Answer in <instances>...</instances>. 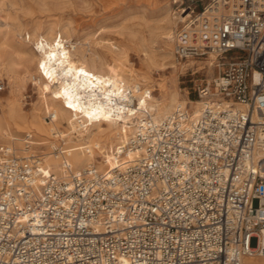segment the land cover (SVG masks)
Returning <instances> with one entry per match:
<instances>
[{
    "label": "built area",
    "instance_id": "obj_1",
    "mask_svg": "<svg viewBox=\"0 0 264 264\" xmlns=\"http://www.w3.org/2000/svg\"><path fill=\"white\" fill-rule=\"evenodd\" d=\"M197 2L173 39L217 69L197 115L143 110L105 170L0 144V264H264V0Z\"/></svg>",
    "mask_w": 264,
    "mask_h": 264
},
{
    "label": "bare ground",
    "instance_id": "obj_2",
    "mask_svg": "<svg viewBox=\"0 0 264 264\" xmlns=\"http://www.w3.org/2000/svg\"><path fill=\"white\" fill-rule=\"evenodd\" d=\"M185 12L183 9L179 14L180 20L187 16ZM170 15L165 14L162 22L154 26L167 44L173 39L171 25L175 20ZM66 28L49 26L47 32L28 33L27 41L33 43L30 46L25 43L12 46L7 39L0 41V63L9 72H14V65L25 64V69H31L38 76L39 93V105L28 114L23 112L17 98L6 100V111L0 115L3 145L13 146L21 153L34 152L32 145L25 149V140L39 145L47 142L44 138L52 136L54 140L49 141V150L39 153L44 169L60 173L65 162L75 169L94 164L99 170H105L134 158L139 152L134 149L121 155L116 148L118 143H125L128 134L140 122L143 110L150 112L155 120L178 107H185L192 116L199 113L203 100L180 97L174 88H160V96L154 97L152 90L156 88L147 86L149 76L132 66L123 45L107 40L102 44L103 49L87 50L70 38L69 28ZM145 57L149 67L164 64V55L158 58L145 51ZM207 63L210 65V60ZM142 82L147 85L141 87ZM133 98L137 99V104L131 105ZM41 109L45 116L41 115ZM12 131L24 134L19 136ZM33 134L38 140L33 139ZM16 141L23 142V147H16ZM114 145L116 147L112 148ZM260 242L264 247V231ZM250 261L264 263V258L256 256Z\"/></svg>",
    "mask_w": 264,
    "mask_h": 264
},
{
    "label": "rangeland",
    "instance_id": "obj_3",
    "mask_svg": "<svg viewBox=\"0 0 264 264\" xmlns=\"http://www.w3.org/2000/svg\"><path fill=\"white\" fill-rule=\"evenodd\" d=\"M196 3L199 9L201 3L197 0H0V41L7 39L12 46H19L21 43L30 46L33 43L31 40L27 41L28 33L47 32L49 26L63 25L67 27L66 29L69 28L70 38L74 39V42L78 41L77 45L87 50L103 49L102 44L107 40L123 45L132 66L139 73L149 76L148 85L142 82L141 87L154 86L156 88V91L152 90L154 97L160 96V88L166 90L174 88L180 97L194 101L198 99L197 85L217 73L216 67L207 63L209 59L179 61L174 54L173 39L177 28L182 24L178 17L181 9L186 4ZM167 13L171 14L173 20L175 19L171 25L173 39L169 40V44L159 34V30L154 28L158 22H162ZM146 24L149 26L147 27ZM152 28L153 30L149 31ZM133 31L135 35L132 36ZM151 37L153 42L150 40ZM145 51L158 58L164 55V64L147 66ZM26 67L25 64L18 63L14 65V72H9L0 63V73L5 82L0 90V115L6 111L7 99L17 98L26 114L39 105L38 76L35 72H31V69H25ZM28 67L31 68L30 65ZM45 114L41 109V115L45 116ZM12 132L19 136L24 134ZM32 137L38 140L36 135L33 134ZM43 140L47 142L39 145L31 144L34 152L40 153L44 149L48 151V143L54 138L50 136ZM0 144H2L1 137ZM15 144L16 147H23V142L16 141ZM63 152H66L64 145Z\"/></svg>",
    "mask_w": 264,
    "mask_h": 264
}]
</instances>
